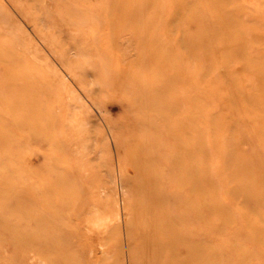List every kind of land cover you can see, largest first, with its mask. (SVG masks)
Segmentation results:
<instances>
[{"label":"bare ground","instance_id":"bare-ground-1","mask_svg":"<svg viewBox=\"0 0 264 264\" xmlns=\"http://www.w3.org/2000/svg\"><path fill=\"white\" fill-rule=\"evenodd\" d=\"M15 1L23 11L25 10V13H30L32 18L38 19L43 15L52 18L54 24L51 29L48 28L51 32L66 31L67 29L61 27L65 24L73 27L74 23L69 19L77 15L88 19L87 26L89 24L91 26H88L90 29L88 28L85 35L87 43L84 44H88L90 48H85L86 51L80 50L78 54H75L76 58L71 61V70L82 85L85 83L87 71L94 73L99 82L103 81L104 60H101V54L94 47L92 28H96L98 18H101L99 20L103 19L107 25L106 37L103 42L105 47L107 46L106 49L108 47L112 49L115 56L112 61L114 66L113 82L111 81V88H109L112 93H119L123 97V101L129 105L130 111L135 114V119H138L135 124L129 123V120L125 123L129 127L126 128L133 131L134 134L132 133L131 136L133 143L123 148L122 160L137 173L132 185L139 195L138 199L141 202L139 209L144 212L143 217L146 222L145 227L141 224L139 226L144 231L143 238L150 249L145 245L143 250L142 248H132V264H232L225 259L226 251L235 257L234 264H249L248 260L254 253L264 255V157H257V152L253 150V147L251 148L253 151H249L248 154L239 149L235 150V145L238 146L239 141H236L238 144H234L235 140L243 138L245 140L247 137L248 140H254L264 146V32L257 28V25L248 23L246 18L241 16L244 13L243 10H239L238 7L237 11L240 16L237 15L238 12L233 14L227 10L228 7L222 4V0L204 1L206 8L203 10L195 6L199 0H169L168 10L162 9L161 12L159 10V13L146 17L142 16L141 11L147 9V5L155 3L154 0H95V3H92V0L72 1V3L67 0H55L56 3L58 2L55 4V10L46 9L42 0ZM64 1L67 2L64 4ZM58 5L61 8L63 5L67 8L66 15L64 13L58 15L59 11H56L59 8ZM216 12L219 15L218 21H207L208 16L216 14ZM253 13L258 12L256 10ZM254 15L256 16V14ZM252 16L249 15L248 18H252ZM260 16L257 18L259 19ZM239 17H242V20ZM80 18L85 20L81 16ZM162 20L165 22L164 24L161 23ZM190 21L195 23V34L175 35V32L182 31L184 23ZM259 24L261 25V23ZM159 25L162 26V29L164 25L166 26V29H163V35H160L162 29L161 32L159 31L160 33L158 32L159 34L155 32V27ZM208 29L213 31L209 32ZM123 38L131 43L133 53L128 52L130 50H128L129 45H126L128 42L126 40L124 43ZM214 40H219V42L214 44ZM49 44L63 58V61L68 62L67 50L59 40L50 39ZM254 44L258 45L254 46ZM248 46L251 47L248 48ZM105 47L103 46V48ZM214 47H216V57L209 61L208 58H211V51ZM103 48L99 47V49ZM2 55L0 72L8 84L1 81L5 85L0 86V96H5H2L4 99L0 101V104L2 103L4 106L3 111H0V118L5 119L9 112L16 109L22 111L25 108L28 111V107L26 108L28 97L26 96L28 94L31 96L35 83L29 84L32 90L27 86L32 80H29L27 85L24 82L30 77L27 79L25 74L16 70V72L12 70L13 73H8L7 67L10 61L4 54ZM9 57L11 56L9 55ZM236 57L245 58H241L243 61L240 62L243 73L252 71L255 74L242 76L244 74L240 75L233 71L232 60ZM42 79L40 77L39 83ZM193 84L199 85L198 87L201 89L194 90ZM43 87H45V83ZM37 88L36 90H38ZM102 88L107 89L108 87L102 86ZM103 91H98V93L103 94ZM207 91L212 94L208 99L206 98ZM45 92L47 93V91ZM33 95L35 97V94ZM29 98L32 99V97ZM49 99L44 98L43 102L49 101ZM182 100L185 103H182ZM212 100L216 101L217 111L213 109L215 106L212 105ZM33 102L34 100L28 104L29 107L35 105ZM43 102L41 100L40 108L43 107L42 105H46ZM38 108L33 107L34 111H30L35 112V109L38 111ZM61 108L63 109L62 105ZM38 117L37 115L33 119L24 118L21 120L22 123L16 121L17 119H11L12 126L20 131H24L25 128L28 132L26 143L39 142L48 149L49 153L51 148L52 150L56 149V144L60 141H56L55 144L43 142L46 140L45 135H40L39 131H36L39 124ZM204 119L208 122V128L206 127L207 130L203 131L196 126V122H202ZM251 119L257 121L259 128H256L258 127L256 125H254L255 128L250 126L252 130L248 131V135H244L240 126L245 128L244 125ZM60 123H58L59 126ZM1 124L0 132L4 133L6 137L5 140H0V148H5L4 151L9 157L7 161H9L13 157L12 155L16 152L19 153L22 142L11 136L8 128L2 122ZM56 124L54 121L47 123L50 134ZM120 128L122 127L120 126ZM56 132L58 131L56 130ZM63 134L66 135L65 132ZM57 135L59 136V134ZM58 138L56 139L58 140ZM61 145L57 147H61ZM210 152L218 161L214 174L218 181L217 186L210 176L211 168L208 161L211 159L210 157L214 158V156H210ZM22 153L21 156L26 155ZM262 153H264L263 150ZM38 155L41 161L31 167L40 173V169L45 167L46 170L48 169L51 160L48 159L49 155L40 152ZM59 157L62 159V155ZM60 164L62 163L60 162ZM227 171H230L233 176L231 179L227 178L234 181L233 185L224 177V172L227 173ZM59 175L66 176L64 173ZM228 175L227 177L231 176ZM2 177L9 180L6 178L8 177L6 174H2ZM164 180H169L171 183L169 190L172 193L180 195V212L177 211L178 213L174 215L168 209V190L166 186H162ZM59 183L57 182V184ZM53 187L55 188L52 184L43 186L37 183L32 186L30 191L26 190V198L22 197L24 193L20 190L10 194L11 199H16L17 205L23 206L24 199H27L28 203L32 204L45 203L46 209L37 207L35 211L30 212L35 227L28 239L21 240L22 238H17V236L7 239L8 247L13 255L5 256L3 261L6 264H13L17 256L23 258L29 250L40 255L45 262L40 258L41 261L46 264H83L81 257L71 248L72 244L67 235L61 230L55 232L51 227L54 224V218L50 211L55 208H60L62 211L63 206H68L65 202L54 205L50 201L48 192H52ZM220 188L224 191L225 201L228 204H233L239 213L240 222L237 233L244 234L254 248L246 247L240 243L235 237L236 233L228 235L229 243L224 246L210 245L204 239L210 232H218L224 224H234V217L232 213L228 212L227 203L222 202L223 199L220 201L217 198V194H220L217 191H220ZM17 193L18 196H14ZM238 199L239 201H237ZM67 213L72 214L73 209ZM214 215L219 217V224L210 223L211 216ZM195 221L200 224L202 238L190 233L189 226H192ZM159 228L164 231L160 232ZM225 249L227 250L225 251Z\"/></svg>","mask_w":264,"mask_h":264},{"label":"rangeland","instance_id":"rangeland-1","mask_svg":"<svg viewBox=\"0 0 264 264\" xmlns=\"http://www.w3.org/2000/svg\"><path fill=\"white\" fill-rule=\"evenodd\" d=\"M42 1L46 9L49 8L53 10H55V4L58 3H56L55 0ZM67 1H70L72 3V1L78 2L80 0ZM67 1H64V4ZM154 1L155 3L147 5L148 8L141 11L142 16H152L156 13H159V10L161 12L162 9H169V0ZM204 1L207 2V0H199L197 4H195V6H197L201 10L205 9L206 5ZM92 3H95V0H92ZM222 4L225 7H228L227 10L233 14H236V12H238L237 10L239 7V10L241 9L244 12L241 16H244L248 23L254 24L255 26L257 25V28L264 32V14L262 15V13H264V0H222ZM58 7L59 8L56 10L59 11L58 15L62 13H64L65 15L67 14V8L64 5L63 8H61L60 5H58ZM255 8H257L256 10L258 13H253L254 11H256ZM216 14L213 13L211 16H208L209 19L207 21H218L217 17L219 15L217 12ZM238 14L239 12L237 13V15ZM254 14H256V16ZM249 15H253L252 18H248ZM80 16L84 18L82 15H77L69 19V21H72V23H74V25L72 24L73 27H69L67 24L61 26L64 29H67L66 31L63 30V32L59 33L58 31L51 32L49 31V29H51L54 24L52 18L45 17V15L39 16L38 19L32 18V16H30V13H25V10L23 11V9L19 6L18 3H16L15 0H0V58L3 56L2 54H4V56L9 59L10 63L7 67L9 71L8 73H13L16 70L23 75L25 74L24 76H27V79L28 77H30L28 80L24 81L27 85V83L30 82L29 80H32V82L28 83L27 85L30 89H32V87L29 84L35 83V87L34 85H32L35 91L32 89L33 91L31 92V96H29V94L28 96H26L28 97L26 106V108H29H27L28 111H26L25 108L22 109L23 112L21 111V109H16L20 112L14 110L15 112H9L7 118H0V121L8 128L10 135L16 138L18 141L22 142V145L19 147L20 150L18 149L19 153H15L18 155L14 154L15 156H10L11 158L9 159V161H7L9 157H7V152L4 151L5 148H0V249L2 250H0V264H6V262L3 261L5 256L13 255L11 249L8 247L9 242L7 241V239L13 236H17V238L20 237V239L22 238L21 240L28 239L32 235L33 228L35 227V223L33 222L34 219L31 218L30 212L35 211L37 207L44 210L46 209L45 203L41 202L32 204L28 203L29 200L27 199H24L23 206L17 205L16 199H11L10 194L16 191L19 192L20 190V192L23 191L24 193L22 197L26 198V190L28 189L30 191L32 186L37 183L43 186H48L51 184L55 186V188L53 187L52 192H48L50 201L54 205H60L61 202H65L66 204H68L67 207H62V211L60 208H55L50 211V213L52 212L54 218V224H52L51 227H53V231L57 232L61 230L67 235L69 242L72 244L71 248H73L81 257V261L83 260V264H132V248H142L143 250V247L145 245L146 248L150 249L149 245L143 238L144 231L140 229L139 226V224H141L145 227L146 222L144 221L143 217L144 212L139 209L141 208V202L138 199L139 195L136 190H134V187L132 185V182L135 180L137 173L135 172V170L130 168L124 160H122L123 148L133 143L131 141V136L132 133L134 134L133 131H130L126 128L128 127V124L126 125L125 123H127L129 120V123L131 122L132 124H135L138 119H135V114L130 111L131 109L129 108V105L123 101V97L119 93H112V91L110 90V86L113 82L112 74L114 73V66L112 61L115 56L113 55L112 49H110L109 47L106 49L107 46L105 47L103 42L105 41V30L107 28V25L103 19L102 20L104 24L102 23V20H99L101 18H98L96 28L91 27L93 32L94 47L101 54V60H104L105 73L103 81L99 82L96 79L94 73L87 71L89 73H85V83L82 85V83L78 81L77 77L72 72L71 61L76 58L75 54H78L80 50L86 51L85 48L87 47L90 48L88 44L84 43H87L85 35L91 25L89 24L88 27V19L84 18V21H86L84 22L83 19L80 18ZM257 16H260V20L257 18ZM242 17H239V19L242 20ZM164 19L167 20L166 18ZM161 23L164 24L165 22L162 20ZM259 23H261V25ZM160 25L158 27H155L156 31H154L156 33H158L159 31L161 32L162 26L160 27ZM164 27L163 29H166L165 25ZM163 29L161 32L162 34L160 35H163ZM207 31L210 32L213 30L208 29ZM183 33L195 34V23L191 21L187 22L186 24L184 23L182 31L180 33L175 32V35H180ZM73 34L75 37L73 36ZM50 39L59 40L61 42L63 47L67 50L66 56L68 62H66L65 60L63 61V58L60 57L58 52H56L51 47V45L49 44ZM122 40L124 43H126L125 41L127 39L123 38ZM70 41H72L73 43ZM81 41L82 44H80ZM127 42L128 43H126V45H129L128 50H131H129L128 52L133 53L131 43L128 40ZM218 42L219 40H214V44H217ZM255 45L258 44H254V46ZM103 46L105 48H103ZM99 47H102L104 50L99 49ZM250 47L251 46H248V48ZM8 48L13 51H10ZM215 48L216 47H214L211 51V58H208L209 61H212L213 58L216 57L217 52L215 51ZM9 55L12 57V60ZM241 58L242 57H236L234 60H232V63L234 64L233 71L240 75L244 74L242 76H245V74L246 76L254 75L255 73L252 71H245V73H243L244 71L242 70L240 62H242V59L245 58ZM16 61H19L20 64ZM33 67L34 69H32ZM18 68L22 70H19ZM26 69L29 70L26 71ZM28 72L32 75H29ZM34 77L37 80L38 84L36 83ZM40 77L41 79H43L39 83L38 80H40ZM1 81L4 82L5 77L4 75L2 76L0 72V86H3V84L5 85V83L8 84L7 81H5V83H1ZM44 83L45 87H43ZM38 85L39 87L37 88ZM102 86L108 88L103 89ZM192 86L194 90L201 89L198 87L199 85L195 86V84H193ZM41 87L43 88L40 89ZM36 88L38 90H36ZM87 88L90 92L87 90ZM102 90H104L103 94L98 93V91L100 92ZM45 91H47V93ZM32 93L35 94L37 101L35 100V97H33L34 95ZM206 93L208 95V97L206 95V98H210L209 96L212 95L211 92L207 91ZM41 94H45L43 98ZM2 96L4 97L5 95ZM2 96H0V101L4 99ZM95 96L97 97V99ZM29 97H32V99ZM44 98H46V100L50 98V102H43ZM56 98H58L60 101ZM180 99L183 98L180 97ZM30 100H34L33 104L35 103V105H32L33 107H36V109L37 107H39L38 111H36L35 109V112H37L36 114L35 112H33V107L31 105L29 107L28 105L29 103L31 104ZM41 100L43 104H46V107L42 105L43 107L40 108ZM61 101L64 103H62ZM183 102L184 100H182V103ZM211 103L212 105L214 104L213 106H215L213 108L214 111H217L216 101L212 100ZM54 104H56L57 106ZM1 105L2 103L0 104V106ZM61 105L63 109L61 108ZM3 109L4 106L2 105L0 107V111H3ZM21 113L25 114H22L24 117L21 115ZM208 114L205 115L208 116ZM26 115H28L27 117H29H26L27 119H33L37 115L39 116V124L38 128H36V131H39L40 135H45L44 137L46 140L43 141L44 143L47 144L53 142L55 144L56 141H60L58 143L56 142V149H49L50 154L48 153V149L39 142L26 143L28 132L25 130L24 126H22L24 129L21 127V129H23L24 131L17 130L12 126L11 119H17L16 121L21 122V120H23ZM57 118L59 119V122ZM53 121L55 122V124H57L56 127L51 131L52 134H50L47 123ZM61 121L62 123H60ZM1 122L0 127L2 126ZM58 123H60V126L58 125ZM254 125L258 126V123L255 119H251L249 122H247L246 125H244V127L246 126L245 128H241L240 126L241 132L244 135H248V131L252 130V128H255ZM120 126L122 128H120ZM196 126L200 129H203L204 131L208 128V122H206L205 119L202 120V122L197 121ZM250 126H252V128ZM256 128H259V126ZM124 129L126 132L122 131ZM56 130L58 132H56ZM63 131L66 135L63 134ZM57 134H59V136ZM223 135H226V133H223ZM5 137V134L0 132V140H5ZM56 138H58V140ZM246 138L245 140L243 138L234 141V144L239 143L238 146L235 145V150L239 149L240 151L248 154L253 147V150L257 152V157H264V153H262V150L264 152V146L262 144H258L254 140H248V138ZM236 141L239 142L237 143ZM254 143L257 144L254 145ZM60 144H62L61 147H57ZM35 149L36 151H34ZM44 149L45 151H47V153H45ZM22 150L24 151L23 153ZM25 151L28 153H26ZM61 151L63 152V154ZM39 152L50 156L48 157V159L51 160L49 164L50 166L47 168H50L51 170H46L45 167L39 170L40 173H37L38 171H35L31 167L41 161L38 155ZM21 153L28 156H21ZM54 154L55 156L53 157ZM60 155H62V159L61 157H59ZM210 156L214 155L210 152ZM210 158L211 159H209L208 161L212 174H210V176L212 178V181L217 186L218 181L214 174L218 161L215 156L214 158ZM32 161L34 162L31 163ZM53 162L54 164L56 163V168ZM60 162L62 164H60ZM211 162L212 164L215 163L216 165H212ZM56 171L59 173L56 174ZM229 172L230 171H227V173L224 172V177L226 178V180H228L227 178L231 179V177H233L231 175V172ZM60 173L62 175L64 173L66 174V176H60ZM2 174H6L8 176L6 178H8L9 180L4 179V177H2ZM228 174H230L231 176L227 177ZM56 180L58 183L60 182V186L59 184H57V182H55ZM63 181L67 182L68 184ZM164 181L165 182L162 183V186H166L168 190V209L170 213L174 215L175 213L180 212V195H176L169 190V188L171 187V183L169 182V180ZM229 181H231V185L234 184V181L232 182V180H228V182ZM217 193L220 194H217L218 197H216L220 201L223 199L222 202H226L223 189L220 188V191H217ZM14 196L17 197L18 193ZM237 201H239V199ZM226 205L228 206H226L228 208V212L232 213L234 217V224H224L218 232H210L207 236L204 237V239L208 241L210 245L224 246L229 243V241L227 240L228 235L230 233H236L235 237L240 243H242L246 247L254 248L251 241L248 240L244 234L237 233V227L239 226L240 220L239 213L236 211L235 206L228 203ZM71 209H73V213L68 214L67 212ZM211 218L212 219L210 220V223H220V219L218 216L214 215L211 216ZM189 229L191 234L196 237L199 236L200 238H202L200 230L201 228L198 221H195L192 226H189ZM159 231L162 232L164 230L162 228H159ZM226 250L227 249H225V251ZM225 253V259L228 260V262H232V264H234L235 257L233 256V254H229V252L227 251ZM40 258V255L29 250V252H27L23 258L17 256L13 264H41L40 261L41 259L43 260V258ZM43 261H41L42 264L45 262ZM248 261L249 264H264V255H258L257 253H254V255L250 257Z\"/></svg>","mask_w":264,"mask_h":264}]
</instances>
